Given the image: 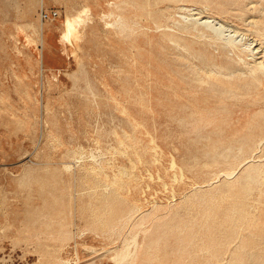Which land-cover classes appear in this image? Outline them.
Segmentation results:
<instances>
[{
    "label": "rangeland",
    "instance_id": "rangeland-1",
    "mask_svg": "<svg viewBox=\"0 0 264 264\" xmlns=\"http://www.w3.org/2000/svg\"><path fill=\"white\" fill-rule=\"evenodd\" d=\"M199 11L264 33V0H0V264H264V96L174 94Z\"/></svg>",
    "mask_w": 264,
    "mask_h": 264
},
{
    "label": "bare ground",
    "instance_id": "bare-ground-1",
    "mask_svg": "<svg viewBox=\"0 0 264 264\" xmlns=\"http://www.w3.org/2000/svg\"><path fill=\"white\" fill-rule=\"evenodd\" d=\"M134 5H136V3ZM203 12L204 11L196 12L197 13L196 17L191 18V19L187 20L186 22H183L181 25L179 24L180 27L179 28L177 27L178 28L177 32H173L170 34L166 33L165 35L173 36L174 38H172V40L175 41V43H174L175 47H171L172 52L175 54V58L170 59V62H171L170 66H171L172 72H173L172 73V79H173L172 81L176 85L175 88L172 86V88H174V94L177 96V98L179 100H184V99L189 100L190 103L188 104L187 107L192 111V113H198L200 115L199 116L200 121L207 120V123L212 125L214 122V119L213 118L207 119L206 116H208L211 113L224 111L226 108L225 107L226 105L222 106V105H219L218 103H226L227 101L230 100L231 97H235V96H251V97L253 95H259V96L263 95L264 96V33L262 31H260L259 28L250 29L249 26H248V28L246 27L244 33H242L238 29L233 27L235 25H238L239 23H236L235 21L233 23H231V21L229 22V21H227V19L226 20L222 19V17H220L219 15H214V14H211L209 12H207L206 14H203ZM250 17H251V15H250ZM258 17H260V16H258ZM151 18H152V16H151ZM154 18H153V20H154ZM250 20H252V19H250ZM257 20H259V19L257 18ZM71 22H72L71 18H67L68 30L66 32V39L69 41L72 40V30L69 28ZM247 24H246V26H247ZM261 26H262V23H261ZM263 26H264V23H263ZM240 36H242V37L239 39ZM246 36H251V40L246 39ZM244 38H245V41H243ZM180 39L183 40L184 42H182ZM163 44H165V43H163ZM158 47H160V46H158ZM166 48H169V47H166ZM216 49H218L217 53L215 52ZM163 57H164V55H163ZM157 82H159V81H157ZM161 84H163V83H161ZM182 90H185L187 93H182L181 92ZM190 93H192V94H190ZM160 98H161V96H160ZM246 99H248V98H246ZM201 100H203L205 102L201 104ZM238 100H239V98H238ZM258 100H259V98H258ZM160 101H158V102L160 103ZM247 101H249V100H247ZM260 101L262 102V100H260ZM211 102L214 104H212ZM215 104H218V105H215ZM175 107L173 108V110L180 112L181 109H176ZM162 108H163V106H162ZM155 110H157V109H155ZM161 114H162V112H161ZM248 122L251 123V121H248ZM221 124H222V122H221ZM248 126H249V124H248ZM185 128H186V126H185ZM210 128H212V127H210ZM220 128H222V127H220ZM233 128H234V125H233ZM224 129H225V127H224ZM261 137H262V135H261ZM260 143H261V141H260ZM257 145H258V143H257ZM170 154H172V153H170ZM262 159H264V158H262ZM172 164L173 163H171V165ZM172 167H173V165H172ZM256 167H258V165H256ZM249 170H251V169H249ZM252 177H250V178H252ZM241 184H242V182H241ZM117 185H120V184H117ZM106 187H108V185ZM235 189H237V188H235ZM244 191H245V189H244ZM251 191H252V189H251ZM259 191H261V190H259ZM118 199H116V200H118ZM121 199H123V198H121ZM228 202H230V201H228ZM256 202H257V200H256ZM242 206H241V209H242ZM116 207H117V204H116ZM236 207H237V205H236ZM239 208H240V206H239ZM120 210H121V208H120ZM247 210L249 211V209H247ZM100 219H101V222H103L102 218H100ZM100 219H99V221H100ZM103 219H105V218H103Z\"/></svg>",
    "mask_w": 264,
    "mask_h": 264
},
{
    "label": "built area",
    "instance_id": "built-area-1",
    "mask_svg": "<svg viewBox=\"0 0 264 264\" xmlns=\"http://www.w3.org/2000/svg\"><path fill=\"white\" fill-rule=\"evenodd\" d=\"M57 14H58V12L55 10L54 11H45L44 9H42L41 17L43 20H48V19L54 18Z\"/></svg>",
    "mask_w": 264,
    "mask_h": 264
}]
</instances>
